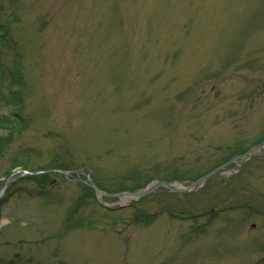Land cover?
Returning <instances> with one entry per match:
<instances>
[{
	"label": "rangeland",
	"instance_id": "rangeland-1",
	"mask_svg": "<svg viewBox=\"0 0 264 264\" xmlns=\"http://www.w3.org/2000/svg\"><path fill=\"white\" fill-rule=\"evenodd\" d=\"M260 144L264 0H0V189ZM0 264H264V156L17 178Z\"/></svg>",
	"mask_w": 264,
	"mask_h": 264
},
{
	"label": "water",
	"instance_id": "water-1",
	"mask_svg": "<svg viewBox=\"0 0 264 264\" xmlns=\"http://www.w3.org/2000/svg\"><path fill=\"white\" fill-rule=\"evenodd\" d=\"M263 144L258 145L257 147L251 148L247 152L243 153L242 155H237L232 157L230 160H228L226 163L218 166L211 172L207 173L204 175L202 178L199 180L195 181L194 183L191 184V186L185 188V189H179L178 187H174L166 182H155L151 186H149L145 191L142 193H121V194H114V195H106L99 191L97 187L94 185L93 181L91 180L89 176V170L88 174H84L82 170H76V171H60V170H53V171H47V172H28L24 170H17L14 171L12 174H10L6 180L4 181L1 189H0V200L4 196L7 188L10 186L11 183H13L17 178L24 177V176H34V175H40V174H46V173H60L63 176L67 177L68 175L75 174V175H85L86 181L89 184V186L100 196H109V197H120L122 195L128 194L132 197H143L147 194L153 193L157 191L158 189L166 190L168 192H174V193H181V194H186L189 193L190 191H193L200 183H203L204 181L224 172L229 166L234 164L236 161H245L246 159L252 158L253 156H258L262 155L264 156V152H259L258 148L262 147ZM84 182V180H83Z\"/></svg>",
	"mask_w": 264,
	"mask_h": 264
},
{
	"label": "bare ground",
	"instance_id": "bare-ground-1",
	"mask_svg": "<svg viewBox=\"0 0 264 264\" xmlns=\"http://www.w3.org/2000/svg\"><path fill=\"white\" fill-rule=\"evenodd\" d=\"M5 180H6V179H5ZM5 180H4V181H5ZM11 184H12V183H11ZM11 184H10V185H11ZM178 188H179V189H185V188H183V187H178ZM2 198H3V197H2ZM126 199H129V197L126 198ZM0 201H1V200H0Z\"/></svg>",
	"mask_w": 264,
	"mask_h": 264
}]
</instances>
